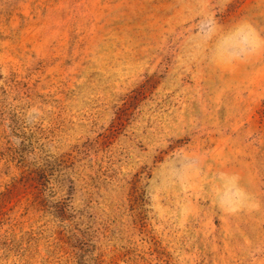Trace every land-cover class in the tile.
Returning a JSON list of instances; mask_svg holds the SVG:
<instances>
[{
  "label": "rangeland",
  "instance_id": "rangeland-1",
  "mask_svg": "<svg viewBox=\"0 0 264 264\" xmlns=\"http://www.w3.org/2000/svg\"><path fill=\"white\" fill-rule=\"evenodd\" d=\"M0 264H264V0H0Z\"/></svg>",
  "mask_w": 264,
  "mask_h": 264
}]
</instances>
